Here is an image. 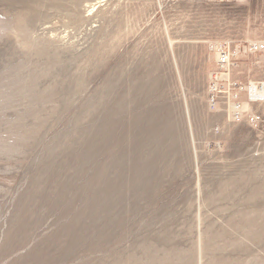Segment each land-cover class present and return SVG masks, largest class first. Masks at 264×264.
<instances>
[{
	"label": "rangeland",
	"instance_id": "1",
	"mask_svg": "<svg viewBox=\"0 0 264 264\" xmlns=\"http://www.w3.org/2000/svg\"><path fill=\"white\" fill-rule=\"evenodd\" d=\"M261 40L264 0H0V264H264V123L209 104Z\"/></svg>",
	"mask_w": 264,
	"mask_h": 264
},
{
	"label": "built area",
	"instance_id": "2",
	"mask_svg": "<svg viewBox=\"0 0 264 264\" xmlns=\"http://www.w3.org/2000/svg\"><path fill=\"white\" fill-rule=\"evenodd\" d=\"M218 53L217 68L211 74L209 104L212 109H218L222 104L223 111L228 114L232 121L237 123L247 122L253 126L264 123V112L255 106L264 102V78L257 82L255 91L238 81L234 76L240 47L225 41L215 45ZM247 49L251 53L260 55L264 67V40L249 43ZM223 79V91L219 89V83ZM246 91L245 99L242 93Z\"/></svg>",
	"mask_w": 264,
	"mask_h": 264
},
{
	"label": "bare ground",
	"instance_id": "3",
	"mask_svg": "<svg viewBox=\"0 0 264 264\" xmlns=\"http://www.w3.org/2000/svg\"><path fill=\"white\" fill-rule=\"evenodd\" d=\"M256 85H257V82L256 83L255 82L250 83V85L248 87H249L251 92H257V91H255ZM257 94H262V97H264V92H262V91H258Z\"/></svg>",
	"mask_w": 264,
	"mask_h": 264
}]
</instances>
